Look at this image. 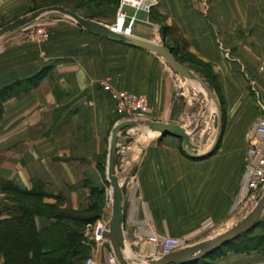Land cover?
I'll return each mask as SVG.
<instances>
[{
  "label": "crops",
  "instance_id": "crops-1",
  "mask_svg": "<svg viewBox=\"0 0 264 264\" xmlns=\"http://www.w3.org/2000/svg\"><path fill=\"white\" fill-rule=\"evenodd\" d=\"M147 2L150 10L122 0H0V26L36 5H63L116 26L121 7L128 15L124 25L137 17L131 34L175 49L216 92L222 114L212 127L215 111L202 112L200 103L209 98L191 79L155 52L94 34L61 12L31 23L48 29L43 41L29 39L26 26L0 36V89L10 85L0 112V180L22 189L39 183L45 201L60 197L64 207L81 209L94 188L109 192L110 141L119 122H177L192 134L193 151L201 156L188 154L177 136L129 127L133 140L117 154V175L125 200L123 251L134 264L158 255L148 240L153 233L180 237L185 247L213 238L239 218L250 195L248 146L264 116V0ZM105 81L116 91L145 96L150 112L144 118L115 112ZM122 140L127 136H119L118 145ZM11 204L0 188V211ZM111 215L112 208L109 222ZM112 254L105 241L92 246L89 257L93 264H120L109 261ZM263 261L256 251L228 252L214 264Z\"/></svg>",
  "mask_w": 264,
  "mask_h": 264
},
{
  "label": "trees",
  "instance_id": "trees-1",
  "mask_svg": "<svg viewBox=\"0 0 264 264\" xmlns=\"http://www.w3.org/2000/svg\"><path fill=\"white\" fill-rule=\"evenodd\" d=\"M164 30H167L166 26ZM173 51L177 53L175 49ZM178 59L184 62L180 57ZM36 77L39 80L40 76ZM9 87L0 89V112L2 100L9 95ZM0 188L6 194L14 193L18 197L8 198L13 204L0 211V264H84L92 250L84 227L101 215L97 205L98 198H103V189L94 188L89 204L72 209L64 207L60 197L56 203L45 202L46 192L37 186L22 189L10 180H0ZM4 211L6 217H2ZM84 213L91 215L85 216ZM229 244L228 249L233 252L256 251L264 255V249H261L264 246V218ZM200 259L203 264L212 263L204 257ZM247 264H264V261Z\"/></svg>",
  "mask_w": 264,
  "mask_h": 264
},
{
  "label": "water",
  "instance_id": "water-1",
  "mask_svg": "<svg viewBox=\"0 0 264 264\" xmlns=\"http://www.w3.org/2000/svg\"><path fill=\"white\" fill-rule=\"evenodd\" d=\"M52 11L61 12L73 18L78 24L94 34L139 46L141 48L155 52L157 55L162 57L178 74H181L186 78L195 81L201 91L207 96V98L214 101L217 107L215 122L217 126L220 125L222 105L214 89L207 83H205L187 64L181 62L173 52L172 48L164 43H159L153 40L135 36L133 34H128L124 31H120L115 26H108L100 21L87 18L79 14L77 11L67 8L63 5H50L41 7L29 14L10 21L0 26V36L23 28L36 21L41 15ZM133 125H141L148 127L153 132L177 136L183 140V148L188 154H191L193 156H201V154L193 151V149H196L197 146L192 141V134L189 133L186 127H184L180 123L160 122L151 119H130L123 120L114 127L110 141L108 165V180L112 189V215L110 227L108 230H105L103 232V236L110 241L114 253L120 264H134L126 257L123 251L125 240L122 224L125 200L122 196V188L119 177L117 175V149L119 136L121 134L126 135L127 142H131L133 140V136L130 135L129 127ZM219 135L220 130L216 138L215 145L218 143ZM263 212L264 191L254 208L233 227L213 238H210L198 244L182 247L169 254L148 256L146 258V264H190L193 261H197L201 257H205L211 254L212 252L221 248L223 245L238 238L241 234L248 231L250 228L255 227L261 219Z\"/></svg>",
  "mask_w": 264,
  "mask_h": 264
},
{
  "label": "built area",
  "instance_id": "built-area-1",
  "mask_svg": "<svg viewBox=\"0 0 264 264\" xmlns=\"http://www.w3.org/2000/svg\"><path fill=\"white\" fill-rule=\"evenodd\" d=\"M122 3L131 4L133 7L145 8L150 10L152 4L147 0H122ZM127 13L123 8L118 10V18L123 17L126 21ZM137 20L136 16H131L128 24L125 23L124 31L131 34L133 25ZM127 24V25H126ZM26 36L34 41H43L48 36V29L44 25L29 24L25 27ZM103 87L109 92L112 105L118 114L127 118H144L149 112L150 107L145 96L139 95L129 91H116L109 81L103 82ZM127 141L118 145L117 154L123 153L126 148ZM124 164L128 162L127 159H121ZM246 189L250 192L251 198L258 200L264 191V116L260 118L255 126L254 134L251 136L248 146L247 169L245 177ZM94 223H87L88 227H95V237L97 243L102 244L109 241L104 238L103 232L109 229V220H98L96 225ZM149 242L158 247V255L169 254L183 247L184 240L173 235H159L153 233L148 237ZM111 263H117L118 259L115 254L109 257ZM88 264H93V258L87 259Z\"/></svg>",
  "mask_w": 264,
  "mask_h": 264
},
{
  "label": "rangeland",
  "instance_id": "rangeland-1",
  "mask_svg": "<svg viewBox=\"0 0 264 264\" xmlns=\"http://www.w3.org/2000/svg\"><path fill=\"white\" fill-rule=\"evenodd\" d=\"M59 1V0H58ZM44 5V4H43ZM39 5H36V7H38ZM159 21V20H158ZM128 22H129V20H127V24H128ZM126 24V25H127ZM207 78H209V77H207ZM189 84H191L192 86H194V88L197 90V91H199V92H201V95L202 96H204L205 94L201 91V89L198 87V85H197V83L196 82H194V81H187ZM183 87H188L187 85H183ZM190 87V86H189ZM206 96V95H205ZM207 97V96H206ZM206 97H204V98H206ZM200 107H201V110H202V112H204V111H207V109H209V110H214L215 111V113H214V115L216 116V114H217V107H216V105H215V103H214V101L213 100H211V99H209V103H206V100L205 99H203V101H202V104L200 103ZM215 116H213V119L212 120H210V125L213 127V124L215 123ZM138 120H140V119H138ZM139 126H141V125H138L137 127H135V128H139ZM212 130H214V129H212ZM216 131V130H215ZM214 133L212 134V138L210 139L211 141L213 140V138H214ZM120 136H122V135H120ZM207 136H209V134H207ZM122 141H125V140H122ZM3 185H4V183H2ZM108 185H109V192L105 195V192H104V195H103V198H98V205H97V210L98 211H101V215L98 217V218H96V220L94 219V221H90V223L92 222V223H94L95 225H96V222L98 221V220H108V217H109V215H110V212H111V208H112V195H111V186H110V183L108 182ZM35 186H37V188H40V190H43V186L41 185V184H36ZM7 197L8 198H15V199H18V197H17V195H15L14 193H7ZM251 198V195H249V198L246 200V204H245V207H244V209H243V212H241V215L239 216V218H237L233 223H231L226 229H223L222 231H221V233H223L224 231H226V230H228L229 228H231V227H233L235 224H237L240 220H242L253 208H254V206L256 205V203L258 202V200H255V199H252ZM44 201H45V197H44ZM45 202H47V201H45ZM57 202V200L55 201V202H49V203H56ZM83 215H85V216H90L91 215V213H84ZM40 220H42V218H40ZM87 223H89V222H87ZM87 223H86V225H85V227H84V234H85V237L87 238V242L88 243H91L92 244V246H94V245H96L97 244V241H96V239H94V237H95V227H88L87 226ZM94 225V226H95ZM220 233V234H221ZM216 235H219V234H216ZM215 235V236H216ZM214 236V237H215ZM213 237V236H212ZM200 243V242H199ZM194 244H198V243H194ZM194 244H190V245H194ZM229 243H227L226 245H223L220 249H218V250H216V251H214V252H212L213 253V259H210V262H212L211 264H214V263H216L217 262V260L220 258V254L219 253H221V252H224V251H226V249L227 248H229ZM188 246V245H187ZM261 249L263 250L264 249V246H261ZM227 250H229V249H227ZM226 252H233V251H231V250H229V251H226ZM225 255H227V254H224V256ZM201 259H199L198 261H197V263H195V264H203L201 261H200Z\"/></svg>",
  "mask_w": 264,
  "mask_h": 264
},
{
  "label": "bare ground",
  "instance_id": "bare-ground-1",
  "mask_svg": "<svg viewBox=\"0 0 264 264\" xmlns=\"http://www.w3.org/2000/svg\"><path fill=\"white\" fill-rule=\"evenodd\" d=\"M124 22H125V19L123 17L118 18V21H117V24L115 27L118 30H123L124 29ZM109 227H110V225H109ZM124 240H125V238H124Z\"/></svg>",
  "mask_w": 264,
  "mask_h": 264
}]
</instances>
